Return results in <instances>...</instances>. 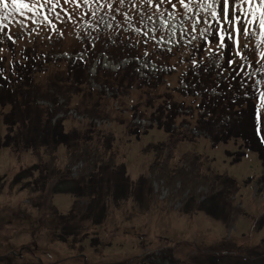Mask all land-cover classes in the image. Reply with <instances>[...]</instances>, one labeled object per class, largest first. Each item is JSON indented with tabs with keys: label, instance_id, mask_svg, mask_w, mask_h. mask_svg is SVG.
I'll return each instance as SVG.
<instances>
[{
	"label": "rangeland",
	"instance_id": "obj_1",
	"mask_svg": "<svg viewBox=\"0 0 264 264\" xmlns=\"http://www.w3.org/2000/svg\"><path fill=\"white\" fill-rule=\"evenodd\" d=\"M22 2L31 10H17L12 0H4L7 8L0 4V68L24 64L35 54L42 57V66L28 70L37 72L36 85L44 88L33 99L43 120L51 115L56 123L66 116V133L93 136L88 148L72 149L71 160L67 148L59 147L57 169L80 180L90 176L96 158L103 156L105 167L109 160L98 140L111 135L115 141L109 153L118 154L117 165H126L133 190L124 196L113 188L107 196L108 181L112 187L115 181L104 173L103 199L89 196L90 186L53 195L57 177L45 191H37L38 171L16 179L33 165L51 163L45 153L50 150L39 146L38 153H15L0 142V264H205L200 251L227 245L235 253L263 249L264 168L258 153L238 137L214 148L209 136L195 128L203 115L195 84L209 73L221 80V65H243L248 50L261 67L249 74L264 70L260 0L251 6L244 0L227 5L224 0ZM76 66L82 67L74 75H82L85 84L60 79ZM126 75L135 81L126 83ZM190 75L195 84L192 79L182 84ZM55 77L60 80L57 95L56 89L45 92ZM28 95L25 83L18 95L7 94L22 105ZM9 99L0 105L1 139L7 131L3 116L14 104ZM175 105L179 117L170 139L158 129L157 111ZM260 109L264 112V105ZM224 123L233 126L225 119L217 127ZM36 136L39 145L54 139L48 126ZM191 136L196 140L182 139ZM231 183L234 189L227 190ZM73 211L76 222L58 220Z\"/></svg>",
	"mask_w": 264,
	"mask_h": 264
},
{
	"label": "trees",
	"instance_id": "obj_2",
	"mask_svg": "<svg viewBox=\"0 0 264 264\" xmlns=\"http://www.w3.org/2000/svg\"><path fill=\"white\" fill-rule=\"evenodd\" d=\"M38 57L35 54L33 57H29L24 64H17L16 67L12 65V67L7 70L0 68V105L2 103H8L7 99L9 98L7 94L9 96H12L14 93L18 95L19 85L22 86L23 83H25L26 88L29 91L28 98H26L23 105L18 97H15V99H9L14 102V104H11L12 112L3 116L7 128V134L3 139H1L0 136V142H2L6 148L13 150L15 153H19L21 150L37 152V150L40 149L39 146L50 150L49 153L46 151L45 153L49 160H51V163L42 166L41 164L33 165L28 170L22 171L16 180L20 181L25 177H32L34 176L33 174L38 171L40 176L35 182L37 191H45L49 184H51V182L57 177L58 184L53 188V195L61 193L75 194L77 191L86 190L90 186L91 193L89 196H100L98 198L103 199V196L105 195L102 194L101 196V193L106 184L103 174L107 173L111 176L112 180L115 181L114 187L110 185L111 181H108L109 188H107V190L109 191L107 196L110 195L111 190H114L113 188H115L118 193H123V195L126 196L131 190H133V183L127 176L125 164L121 163L120 165H117L116 160L118 154L112 153L110 155L109 153L113 150V142L115 141L114 137L111 135H104L101 138L99 137L100 140H98L99 147H102L106 153L105 157L109 160L105 167V163L102 162L103 156L96 158L97 164L93 167L90 176L83 177L80 180L71 179L69 177L70 172H62V170L57 169L55 165L57 159L55 152L59 147L65 146L67 148L68 158L71 160L73 157L72 149L81 145L88 148L90 146V143L88 142L93 141V136H88L87 134H82L78 131H72L69 134L66 133L64 119H59L56 123H53L52 116L48 115L46 122L43 120V112L40 110V107L35 104L33 99L41 95L44 88H39L36 85L34 77L37 72L28 70L33 69L31 67L38 68L37 66H42L44 64V59L40 56ZM254 57L255 56L251 54L244 56V58L241 59L244 66L240 63L231 65L229 64L231 61L224 62L222 69L224 73L221 80L216 79L215 74L209 73L206 81L202 79L197 85L195 84L197 79H194L193 75H190V79H182V82L189 83L192 79L196 90L202 94L200 108L204 109L205 113L199 117L196 128L207 134L214 144L228 143L235 137L242 138L245 142L246 149L258 153L264 168V112L257 105L258 101H261L264 105V97L261 95L264 93V80L261 81L262 76L260 75L249 76V71L257 69L259 66L258 61H256ZM249 62H251V67L247 66ZM81 67L82 66H76L75 68L69 69L67 78L60 79H67L66 81L71 85L85 84V81L80 79V76L83 78L82 75L77 74V77L74 75L76 69H80ZM83 72L84 74L86 73L85 69ZM125 79L128 84L135 81V78L130 75H126ZM59 82L60 80L57 77L52 79L48 83L51 88L46 86L47 88H45V92L56 89V95L59 94ZM16 86H18V89L13 91V88ZM210 89H215L217 92L221 93V95L211 97L209 95ZM32 90L35 91L33 93L34 97L31 96ZM245 94H247L249 98H243ZM94 105V108L98 106L96 103ZM157 112L159 113V129L164 130L172 138L173 124L178 117L176 105L172 106L169 111H167L166 108L161 107ZM87 114L89 115V112ZM225 117H228L231 120L233 126L229 128L231 123L228 125L224 123L223 126L217 127L218 123H220ZM242 118L248 121L246 123L239 122ZM164 121L166 124L163 123ZM47 126L53 130L54 139L53 141H48V143L44 142L43 145H39L37 143V139L39 138L36 136V132ZM243 130H245L241 133L243 135H238L239 132ZM132 134H138V132ZM174 135L175 133H173V136ZM194 138L195 137L191 136V138L184 137L182 139L193 141L195 140ZM51 143L55 145V147H52ZM99 165H102V168H98ZM142 180L146 183V178ZM262 180H264V174ZM225 185H227V183H225ZM66 187L74 189H69L68 191L65 190ZM233 189L234 183H231L227 190ZM58 220H67V222L71 224L76 222L74 211L69 216L59 217ZM55 221H57V219ZM228 250H230V245H227L225 249L218 247L213 248V251H200L199 255L202 256V259H205V264H225L221 263L222 261L226 262V264H264V248L261 249L260 247H254L246 250L239 248L237 253Z\"/></svg>",
	"mask_w": 264,
	"mask_h": 264
},
{
	"label": "snow or ice",
	"instance_id": "obj_3",
	"mask_svg": "<svg viewBox=\"0 0 264 264\" xmlns=\"http://www.w3.org/2000/svg\"><path fill=\"white\" fill-rule=\"evenodd\" d=\"M12 3H13V6H15L17 8V10H19L21 8H29V5L26 3H23L22 0H12ZM244 3H247L249 6H251L252 0H244ZM0 4H3V7H5V8L8 7V4L4 3V0H0ZM224 4L227 5L228 0H224ZM29 10H31V9L29 8ZM223 11H224V18L227 20L228 19L227 8H224ZM259 14H260L259 26L262 30H264V0H260ZM215 15H216V13L214 12L213 16H215ZM251 22H254V21H250V23ZM236 31L239 34V32L241 31V28H237ZM221 41H223V36H221ZM261 95H262V97H264V93H262Z\"/></svg>",
	"mask_w": 264,
	"mask_h": 264
}]
</instances>
